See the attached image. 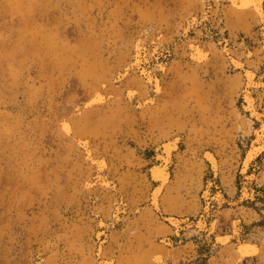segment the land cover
Returning <instances> with one entry per match:
<instances>
[{
	"label": "rangeland",
	"instance_id": "obj_1",
	"mask_svg": "<svg viewBox=\"0 0 264 264\" xmlns=\"http://www.w3.org/2000/svg\"><path fill=\"white\" fill-rule=\"evenodd\" d=\"M261 4L0 0V264H264Z\"/></svg>",
	"mask_w": 264,
	"mask_h": 264
},
{
	"label": "bare ground",
	"instance_id": "obj_2",
	"mask_svg": "<svg viewBox=\"0 0 264 264\" xmlns=\"http://www.w3.org/2000/svg\"><path fill=\"white\" fill-rule=\"evenodd\" d=\"M232 3L235 5V6H238V7H241L242 8H245V7H254L255 9V13L261 17V12H262V4H261V0H231ZM253 9V8H252ZM264 13V12H263ZM262 13V14H263ZM259 18V17H258ZM192 44V43H191ZM190 44V45H191ZM193 46V52H194V57L196 59H198V61H205V59H207L208 55H207V51L206 49L204 48V46L202 45H199V44H194L192 45ZM142 48V47H141ZM141 49L138 48V51H137V55L135 56V64L136 65H140L142 64V61L144 60V56L141 54ZM207 52V53H206ZM146 60V59H145ZM142 74H146L149 76L147 70H145L144 68H142ZM249 72V71H248ZM151 75V73H150ZM152 77V76H151ZM250 82H253L254 81V74H252L251 72L247 74L246 76ZM148 78V77H147ZM150 78V77H149ZM148 78V79H149ZM156 79V78H155ZM151 80V79H150ZM158 80V79H156ZM248 81V82H249ZM155 90L156 91H159L160 87H159V83L158 81H156L155 83ZM135 92H131V94H134ZM98 94V93H97ZM97 96V95H96ZM134 96V95H133ZM95 97V96H94ZM101 97H104V96H101ZM130 99V98H129ZM92 99H90L91 101ZM97 100L99 102H101L100 100V95L98 94L97 98H95L94 101L97 102ZM103 102V101H102ZM94 103V102H93ZM246 109L248 111H251V114L254 115V111H255V107H254V104H253V100L251 99V97L249 95L246 96ZM89 104V102L87 103ZM90 105V104H89ZM87 107V106H86ZM257 113V112H256ZM65 120V119H64ZM68 123V122H67ZM67 123H64L63 126L65 125V128H67V133L71 127V125H68ZM263 128V131H264V126L262 127ZM66 130V129H65ZM71 133H72V130L70 129ZM69 131V132H70ZM259 140H261V136L258 137ZM178 140V139H177ZM177 147V141H168V143H166L165 145L163 144V153L164 155L163 156V164H159V165H156V166H153L154 168L152 169V172H151V175H153L154 179H157L159 181H162V183L158 186L159 188L156 190L155 194H159L162 187L165 185V183L168 181V170L166 171V165H167V162L170 161V156L172 155V152L173 150H175ZM264 150V142L263 143H260V144H255L254 146H252L247 154H246V157L244 158V165H243V172H246V170L248 169L249 165H250V162L255 158L257 157L262 151ZM161 156V157H162ZM205 159L210 163V166L212 167L213 171L216 173L219 169V163H218V159L216 157V155L212 152V151H207L205 152ZM94 161V160H93ZM162 163V162H161ZM103 164V163H102ZM102 166V165H101ZM154 194V195H155ZM155 195V197H156ZM155 203H156V198H155ZM157 204V203H156ZM156 206V205H155ZM158 207V206H157ZM174 222V221H172ZM177 223V222H175ZM179 223V222H178ZM174 224V223H172ZM176 225V224H174ZM219 240L221 241H227L228 240V237H217ZM240 246V245H239ZM238 252H240V255L241 257H245V256H250L252 257V255H255L258 253V248L255 246V244H243L241 245L240 247H238ZM154 261L156 263H160L163 261L162 259V256L161 254H158L156 256H154Z\"/></svg>",
	"mask_w": 264,
	"mask_h": 264
}]
</instances>
